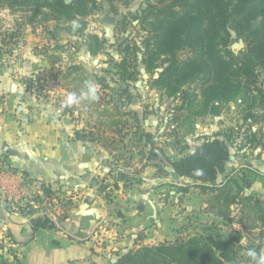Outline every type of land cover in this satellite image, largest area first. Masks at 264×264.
Here are the masks:
<instances>
[{
  "label": "rangeland",
  "instance_id": "374dc122",
  "mask_svg": "<svg viewBox=\"0 0 264 264\" xmlns=\"http://www.w3.org/2000/svg\"><path fill=\"white\" fill-rule=\"evenodd\" d=\"M98 1L99 10L75 18L80 24L75 31L71 27L73 20L47 21L43 12L34 16L32 11L14 12L0 5V109L7 104L12 111L15 106L20 107L26 112L22 115L24 122H48L64 136L89 142L94 150L92 156H101L100 165L110 172L119 168L125 170L126 179H120L126 189L140 183L135 178L138 174L140 177L146 174L152 178H175L169 171V161L192 152L206 137L218 135L226 142L230 151L229 165L236 161L235 158L249 164L244 160L245 156L264 153V72L260 66L255 68L252 78H234V85L238 87L214 94L207 88L209 83L205 82L204 75H196L174 90L155 82L156 76L148 73L138 61L140 74L137 80L126 85L118 79L114 60L120 61L125 55L120 49L121 43L124 42L123 47L129 44L131 50L133 42L141 44L148 29L142 15L149 0L118 2L116 12L108 1ZM153 2L156 4L157 0ZM230 30V45L218 43L216 50L226 52V48H230L236 55H242L248 42ZM7 32H13L14 37L8 36L4 43L2 34ZM93 35H97L100 42L106 40L97 52L90 48L94 47V42L91 43ZM234 44L237 47L233 48ZM191 54L192 50L187 47L180 52V58ZM137 57H141V52ZM135 58L133 54L128 56L130 62ZM238 60L229 59L234 68L238 66ZM72 66L84 70L70 71ZM96 75L104 79L107 87H103ZM86 82L97 86L100 103L83 100L65 106L67 94L76 92L79 95L85 90ZM146 134L152 137L148 144ZM147 165L152 166L149 172L145 170ZM237 171L234 167H226L218 181ZM101 173L106 172L102 169ZM238 176H242L241 173ZM248 176L250 181L255 177ZM172 180L182 184L168 183L164 189L165 184L156 181L153 188L161 187L155 195L159 207L156 217L166 225L167 233L156 228L147 234L148 228L140 227L134 233L142 238L136 247L164 240L175 241L194 234L211 240L217 233L223 236L234 233L232 236L242 235L240 241L234 242L238 264H255L246 252L256 250V244L261 240L260 229L264 224L261 215L248 210L246 204H239L232 206L233 220L219 217L211 212L212 192H203L196 187H190L187 192L194 194L195 199L190 198L188 209H182L185 193L181 194V187L185 181ZM114 188V182L105 185L100 190L103 201L90 204L103 214L95 230L103 237L108 234L110 239L120 238L122 234L120 230L116 231V222L123 219V214L114 209L118 204ZM172 189L176 193L171 199L169 190ZM196 193L205 205H200V199L196 201ZM72 197L63 194L55 219L71 221L77 207ZM45 205L48 206L47 202ZM4 238L0 241L2 260L9 264H24L17 259L15 241L7 237L5 242ZM261 253L264 254V247Z\"/></svg>",
  "mask_w": 264,
  "mask_h": 264
},
{
  "label": "trees",
  "instance_id": "16d2710c",
  "mask_svg": "<svg viewBox=\"0 0 264 264\" xmlns=\"http://www.w3.org/2000/svg\"><path fill=\"white\" fill-rule=\"evenodd\" d=\"M106 1L115 12L118 11V2H129ZM0 5L14 12L32 11L34 16L43 12L47 21H72L77 16L85 17L100 9L98 0H0ZM142 16L148 29L141 44L133 42L131 50L129 44L123 47L124 42L121 43L120 49L125 51V55L120 61L114 60L118 79L126 85L137 80L140 74L138 61L148 73L156 76L155 82L174 90L196 75H204L205 82L209 83L207 88L214 94L238 87L234 85V78H252L257 66L264 72V0H157L156 4L149 0ZM230 29L248 42L242 55H236L230 48H226V52L216 50L218 43L230 45ZM2 35L1 41L4 43L8 36L14 37L13 32ZM91 38V43L94 42V47H90L93 52L99 51L106 41L100 42L97 35ZM187 47L192 50V54L181 59L180 52ZM139 52L140 58L137 57ZM130 54L136 56L135 62L129 61ZM229 59H239L238 66L234 68ZM69 70L77 72L84 69L72 66ZM96 78L103 87H107L104 79L97 75ZM99 98L94 102L100 103ZM146 136L149 137L148 144L152 140L150 134ZM229 159L228 145L215 135L204 138L192 152L170 160L169 164L173 175L185 180L181 187L182 193H187L190 187L212 192L211 212L217 216L233 220L232 206L246 204V208L259 213L264 222L261 199L245 192L252 184L247 174L241 172L242 176L239 177L237 171L234 172L236 175H227L223 181H218L219 175L225 173ZM119 173L120 178L126 179L127 174ZM135 178L141 180L139 174ZM114 185L118 186L117 180ZM235 186L238 188L234 189ZM64 220L61 219L59 224ZM32 226L37 231L41 228H57L58 224L49 215L42 214L32 219ZM233 234L223 236L217 233L215 239L211 240L201 234H194L175 241L164 240L154 245L125 249L117 253L114 264H238L234 242L240 241L242 235ZM263 234L264 224L260 229L261 240L256 244L255 251L258 254H262L264 247Z\"/></svg>",
  "mask_w": 264,
  "mask_h": 264
},
{
  "label": "crops",
  "instance_id": "0c3cea01",
  "mask_svg": "<svg viewBox=\"0 0 264 264\" xmlns=\"http://www.w3.org/2000/svg\"><path fill=\"white\" fill-rule=\"evenodd\" d=\"M8 106L9 104L4 105L0 109V157L5 160L7 168L16 173L18 181H14L15 186H18L20 177L31 182L48 183L54 193L62 196L64 193L73 195L72 199L77 206L71 215V221L66 218L57 228H41L36 231L33 229L32 219L42 214L49 215L57 223L60 222L55 219L59 211L45 205L48 197L47 200L36 197L38 199L28 202L31 204L25 206L21 213H15L0 194V241L3 237L15 241L17 259L21 263L114 264L118 252L139 246L142 238L134 233L140 227H147V234L156 228L159 232L167 233L166 225L156 217L159 207L155 195L156 190L161 187L153 188L158 183L156 181L163 182L164 189L168 183L181 185V182H174L172 179L183 178H152L145 174L136 187L126 189L127 186L121 184L119 173H124L125 170L119 168L110 172L106 166L100 165L101 156H92L94 150L89 142L64 136L56 130L54 124L48 122H24L22 115L26 112L16 106L12 111ZM238 159L240 158H235L236 161L230 165L227 163V169L234 167L239 173L254 175L251 186L245 192L260 198L264 205V153L255 152L251 157L245 156L244 160L249 164H243ZM102 169L106 173L102 174ZM251 169L259 173H254ZM145 170L149 172L152 166L147 165ZM169 171L173 175L171 167ZM116 180L119 187L114 188V195L118 196V204L114 209L121 210L123 214V219L116 222V231L120 230L122 234L120 238L110 239L108 234L103 237V234L100 235L95 230L100 222L98 218L77 216L76 212L84 202L92 205L103 201L100 190ZM175 193L173 189L169 190L171 199ZM184 195L181 207L188 209L190 198L195 199V196L192 193ZM198 199L200 198H197L196 193V201ZM198 201L201 206L205 205L201 199ZM2 257L0 264H9Z\"/></svg>",
  "mask_w": 264,
  "mask_h": 264
},
{
  "label": "built area",
  "instance_id": "2783aa9c",
  "mask_svg": "<svg viewBox=\"0 0 264 264\" xmlns=\"http://www.w3.org/2000/svg\"><path fill=\"white\" fill-rule=\"evenodd\" d=\"M22 178H19L20 182H18V186L16 187L14 183L17 180L16 173L7 168L3 158L0 157V194L8 202L11 211L21 213L25 204L42 197L45 200L48 197V206L53 210H59L58 206L60 205L62 195L54 193V189L50 184H42L37 181L31 182ZM6 238H4L5 242L7 241Z\"/></svg>",
  "mask_w": 264,
  "mask_h": 264
},
{
  "label": "clouds",
  "instance_id": "9594fccd",
  "mask_svg": "<svg viewBox=\"0 0 264 264\" xmlns=\"http://www.w3.org/2000/svg\"><path fill=\"white\" fill-rule=\"evenodd\" d=\"M71 27L73 31L80 27L78 20H73L71 22ZM86 90H81L79 95L76 92H70L66 96L65 106H72L79 104L83 100L96 101L98 100L97 95V86L91 82H86ZM246 255L249 256L255 264H264V254H258L254 249H249L246 252Z\"/></svg>",
  "mask_w": 264,
  "mask_h": 264
},
{
  "label": "water",
  "instance_id": "95a60500",
  "mask_svg": "<svg viewBox=\"0 0 264 264\" xmlns=\"http://www.w3.org/2000/svg\"><path fill=\"white\" fill-rule=\"evenodd\" d=\"M235 47H237V44L233 45V48ZM76 215L77 216H95L96 218L99 219L101 217V212L99 208L91 206L89 202H84L79 208V210L76 212ZM57 224L61 226V224L59 223Z\"/></svg>",
  "mask_w": 264,
  "mask_h": 264
}]
</instances>
